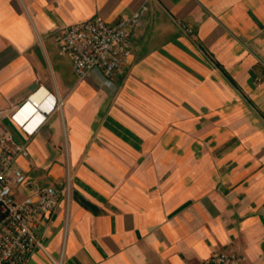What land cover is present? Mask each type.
<instances>
[{"label": "crops", "instance_id": "1", "mask_svg": "<svg viewBox=\"0 0 264 264\" xmlns=\"http://www.w3.org/2000/svg\"><path fill=\"white\" fill-rule=\"evenodd\" d=\"M143 2L112 83L78 79L58 30ZM0 131L58 190L24 264H264V0H0Z\"/></svg>", "mask_w": 264, "mask_h": 264}, {"label": "built area", "instance_id": "2", "mask_svg": "<svg viewBox=\"0 0 264 264\" xmlns=\"http://www.w3.org/2000/svg\"><path fill=\"white\" fill-rule=\"evenodd\" d=\"M146 9L143 2L115 23L94 15L58 30V48L70 58L78 79L98 70L107 84L112 83V77L125 66L133 51L132 30L140 24ZM183 27L190 31L188 26ZM20 125L24 128V123ZM26 132L31 134L32 130ZM25 150V142H17L10 133L0 131V264L25 263L29 253L39 245L30 223L46 218L57 202L56 187L32 181L15 165L16 157ZM18 186L31 189L19 200L14 194ZM189 264H245V257L232 250L217 251L205 261Z\"/></svg>", "mask_w": 264, "mask_h": 264}]
</instances>
